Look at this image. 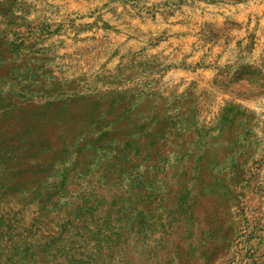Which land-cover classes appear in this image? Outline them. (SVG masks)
I'll use <instances>...</instances> for the list:
<instances>
[{"label":"rangeland","instance_id":"1","mask_svg":"<svg viewBox=\"0 0 264 264\" xmlns=\"http://www.w3.org/2000/svg\"><path fill=\"white\" fill-rule=\"evenodd\" d=\"M2 1L0 264H264V0H106L130 16L93 35L80 0ZM135 40L150 100L74 82Z\"/></svg>","mask_w":264,"mask_h":264},{"label":"crops","instance_id":"2","mask_svg":"<svg viewBox=\"0 0 264 264\" xmlns=\"http://www.w3.org/2000/svg\"><path fill=\"white\" fill-rule=\"evenodd\" d=\"M2 5L6 6V1H2L0 2ZM1 15L4 17H7L9 10L5 9L4 7L1 8ZM76 9H85L86 12L87 10H93L94 13L91 16L88 15H84L86 17L83 18V24H81L80 26H83L85 24L88 25V28L85 32L87 35H93L94 32L100 33V29L101 28H97L96 26H99V24H102V22L105 24L106 20H112L115 21L119 20V22L123 19H127L129 18L127 14L128 11H130L126 5L125 6H121L118 5L117 2L110 4L109 6L106 5V0H80L79 2H77V6ZM26 10V5H25V1L23 2L22 5V9L21 12L25 13ZM130 16V15H129ZM133 19V18H132ZM135 20V22H137V19H133ZM22 21V20H21ZM139 21V19H138ZM140 22V21H139ZM142 22V23H141ZM140 23H138V26L141 27V29L143 31H147L149 33L155 34V30H154V25H153V21L152 19H148V18H144L143 21H141ZM29 22L23 21L20 22L19 24V34L23 35V37L21 38V43H19L18 45V50L20 52L23 51H39L41 52V50H54L56 48V46L53 44V42L50 43H41V41L39 43H34L31 44L29 42V39H26L28 34L26 29L28 27H30ZM36 24H34L33 26L35 27ZM137 25V24H136ZM40 27V30H44L45 33L41 32L40 34H46L48 27L44 26L42 23L38 25ZM79 26V25H78ZM135 29H137V26L135 27ZM22 30V32H21ZM140 30V28H139ZM154 30V31H153ZM127 33L128 30H120V33ZM42 38V37H41ZM52 35H51V39L52 41H54V38L52 39ZM136 42H131L129 44H131V53L132 56H130L131 60H133V57L135 58L134 61H129L126 62L125 58L128 57L124 56L122 59L120 60H116L113 64L114 65V69L119 68L118 71V75L112 78L110 75L111 72L107 73L105 72V69L103 70H97L94 72H90L89 74H82L81 76L76 77L75 81L76 83H81V82H89L87 85L90 88L89 92H98V96H106L108 94L114 93L117 95V99L116 101H112V103L114 105H121L123 107H127V105L129 104V107H132V103L129 100H132L134 97L137 100H141V99H151V96L146 95L144 92H150L153 91L152 89H148V87L146 86L147 82L149 81V77L154 79L152 73L150 75L148 68H151L152 65H150L148 63V61H142L144 58H146L147 53L152 50L151 49V45L148 43H140L137 42V40H135ZM149 47H148V45ZM33 45V46H30ZM117 48V46H116ZM123 50L125 48L121 47L119 48V50ZM134 52V53H133ZM26 53H23L24 56V62H26L28 60V58L26 57ZM178 60L180 59L179 57L177 58ZM170 65V64H169ZM110 66V65H109ZM159 70H160V74L163 75V73L165 72L164 70L166 69V67H169L168 65L165 66L164 62H161L159 65H157ZM37 67V66H35ZM155 66H153L154 68ZM179 67V65H178ZM38 68V67H37ZM106 68V67H105ZM146 69V72L145 70ZM27 68H25V72H26ZM36 70V69H35ZM108 76V77H106ZM51 78L56 80V76L53 75V71L51 72ZM73 82V83H74ZM87 87V89H88ZM116 88V92L113 91V89ZM101 92V94H100ZM138 107V106H137ZM142 109L147 108L146 106H141ZM146 113L143 114H147V113H151V112H147L146 110H144ZM120 135V133H118ZM121 136V135H120ZM134 142L135 139H132ZM224 178V177H223ZM223 178L219 176V181L217 182V189L222 193V194H227V180L228 177H226V180L223 182ZM188 177L183 176V182L186 183L187 182ZM201 186V184L199 185ZM199 186H197L196 188H198ZM183 187V186H182ZM185 192V191H184ZM188 211L190 210L188 207L186 208ZM219 233L215 234L216 236Z\"/></svg>","mask_w":264,"mask_h":264},{"label":"bare ground","instance_id":"3","mask_svg":"<svg viewBox=\"0 0 264 264\" xmlns=\"http://www.w3.org/2000/svg\"><path fill=\"white\" fill-rule=\"evenodd\" d=\"M87 139V138H86ZM118 169V168H117ZM138 169V168H137Z\"/></svg>","mask_w":264,"mask_h":264}]
</instances>
